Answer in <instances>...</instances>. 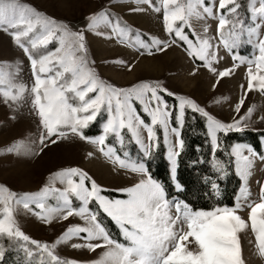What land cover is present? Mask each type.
<instances>
[{"label": "snow or ice", "instance_id": "1", "mask_svg": "<svg viewBox=\"0 0 264 264\" xmlns=\"http://www.w3.org/2000/svg\"><path fill=\"white\" fill-rule=\"evenodd\" d=\"M142 2L148 3L156 12H162L163 31L168 37H150L151 43L140 41L137 37L139 47L148 54L153 48L156 52H163L172 45H182L189 57L217 73L218 81L231 75L237 61L246 63L247 90L259 89L264 93V34L261 33L264 28V0H249L247 3V10L251 14L250 26L244 23L238 0H210L207 4L204 0H188L187 3L162 0L160 5L153 4V0ZM138 10L141 9H132ZM205 14L218 20V44L231 52L246 34L248 43L258 50V54L254 52L251 58L233 55L234 63L230 68L218 70L213 67V61L219 59L217 46L207 36L202 38L195 33L190 22V17ZM88 21V28L105 22L112 26L113 34L119 33L121 40L126 37L125 29L111 24L107 12L91 13ZM226 26H230L228 36ZM0 30L11 36L29 61L32 77L30 88L24 83H12L9 73L0 68V95L5 102H15L26 90L30 92L32 108L41 126L40 146L35 154L38 155L48 145L54 146L74 136L98 145L99 151L120 168L140 176L136 183L117 189L126 194V198L103 195L105 189L76 166L50 172L46 182L33 192L17 193L7 185L0 184V257L4 252L2 240L6 237L10 244L13 240L24 241L20 247L29 258L33 257L34 252L38 253L39 264H81L71 259L63 260L55 254L54 249L61 239L66 241L83 233L86 243L74 247H86L89 251L104 249L98 258L86 264H244L238 233L248 226L249 221L259 253L264 256V183L259 186V202H248L250 211L245 220L238 214L244 207L242 196L246 198L249 195L243 183L232 206L193 209L184 201H170L167 198L163 185L149 174L144 159L150 157L158 144L155 130L158 125L163 132L175 182L176 158L184 145L180 128L187 108L206 118L213 167L224 175L226 166L215 156L221 146L217 133L242 131L247 125L241 122L250 117L253 111L251 106L239 119L223 122L191 98L172 93L159 82L138 81L127 87L107 82L92 66L94 61L89 58L82 31H73L65 23L57 22L55 18L21 4L19 0H0ZM204 30L207 32V26ZM52 44L55 47H49ZM115 62L129 69L132 67V64L122 60ZM164 93L175 96L177 103L170 106ZM242 104L243 98L236 104L237 112ZM173 110L177 126L171 125ZM140 112L146 114L150 122H146ZM98 114H106L101 133L97 136L85 135L84 129L97 119ZM122 129H126L139 146L142 158H133L127 151L121 157L114 146L106 144L107 137L114 134L123 150ZM142 129L147 132V142L141 134ZM170 134L175 135L174 143L169 138ZM230 147L231 151L225 154L234 158L231 162L243 182L254 158L258 157L264 162V153H257L251 145L244 143H233ZM245 150L247 155L244 154ZM57 181L64 186L56 188ZM175 186L181 188L178 183ZM211 187L219 196L218 185L214 181ZM50 196L56 199V206L45 205V199ZM71 197L78 201V207L72 205ZM90 202L96 205L95 210L89 207ZM31 203L40 209L34 214L45 223L53 219L54 214L60 215L61 219L76 215L83 220V226L70 225L52 244L32 239L18 227L14 218L15 206L22 205L25 210L33 211L29 208ZM101 213L118 226L124 242L111 237L99 219ZM28 243L33 247L29 248Z\"/></svg>", "mask_w": 264, "mask_h": 264}, {"label": "rangeland", "instance_id": "2", "mask_svg": "<svg viewBox=\"0 0 264 264\" xmlns=\"http://www.w3.org/2000/svg\"><path fill=\"white\" fill-rule=\"evenodd\" d=\"M208 1L210 2V0ZM19 2L55 18L57 22L65 23L73 31H82L89 58L94 61L92 66L100 78L105 81L118 87H127L138 81L159 82L170 92L191 98L205 111L223 122L239 119L251 106L253 111L250 117H246L241 122L247 125L242 131H264V93L259 89L247 90L246 63L242 64L237 61V66L231 71V75L220 78L218 81L217 73L211 72L203 66L202 62L189 57L182 45H172L163 52H156L153 48L151 54L139 47L137 37L145 43H151L150 37L153 36L159 39L168 38L163 31L162 12L154 11V8L148 3H144L142 0H19ZM161 2L162 0H153L155 5H160ZM182 2L187 3L188 0H182ZM132 9L141 10L132 11ZM102 11L108 13L112 25H119V28L125 29L126 37L123 40L118 32L113 34L112 26L108 23L100 22L94 28L87 27L89 14ZM213 11L215 12V8ZM240 12L244 17V23L250 26V12L248 10ZM190 22L195 33L202 38L207 36L211 43L217 46L219 59L213 61V67L218 70L230 68L234 63L233 55L251 58L254 52L258 54V50L248 43L246 34L241 37L239 46L234 47L231 52L222 44H218L220 37L217 34L218 20L215 16L208 17L205 14L202 17H197L194 15L190 17ZM205 26H207V32L204 30ZM229 27L226 26V36H228L227 29ZM98 33L105 35L101 36ZM261 33L264 34V28L261 29ZM193 39L195 38L193 37ZM116 60L132 64L131 69L124 64L116 63ZM0 68L9 73L12 83H24L30 88L32 77L29 61L11 36L3 30H0ZM164 96L165 99L168 96L176 101L175 96H169L167 93H164ZM241 98H243V104L237 112L236 104ZM137 106L139 107L138 104ZM142 114L146 116L143 112ZM105 119L106 114H98L94 121L97 123L96 129L100 133L102 122ZM146 119H144L146 122H150L147 116ZM121 132L123 150H121V145L116 142L114 134L107 137L106 144L114 146L117 154L121 157H123L124 151H127L131 157L138 158L139 154H142L139 146L131 139L126 129H122ZM219 133L223 132H218L217 136ZM40 134L39 117L32 108L29 91L26 90L15 102L11 100L5 102L4 97L0 95V184L7 185L17 193L33 192L39 190L46 182L50 172L63 167L76 166L87 172L97 184L105 189L103 195L110 198H126V194L118 192L117 189L130 186L140 178L139 174L130 173L120 168L111 159L104 156L99 151L98 145H93L74 136L57 142L54 146L48 145L37 155L35 152L40 146ZM141 134L147 142L146 130L142 129ZM169 138L172 143L175 142L174 134H170ZM260 145V152L252 148L257 153H264V136L260 137ZM90 152L91 156L88 155ZM244 154H248L247 150L244 151ZM168 163L172 175V165L169 160ZM176 167L175 165V176ZM248 173L242 183L249 195L246 198L242 196L244 207L238 211V214L245 220H247L250 211L248 202H259V186L260 183H264V162L258 157L254 158ZM63 186L59 181L55 183L56 188ZM167 198L170 201H182L177 196H167ZM71 201L74 207L79 206L74 197H71ZM44 202L46 206L57 205L56 199L51 196L47 197ZM89 207L93 210L96 209V205L91 202ZM29 208L33 211L25 210L22 205L15 206L14 218L18 227L26 235L41 242L52 244L62 236V233L70 225L80 224L83 226L84 223L76 215L61 219L57 214H54L53 219L45 223L43 219L34 214V211H40L35 203H31ZM172 212L174 214V207ZM100 216L107 227L103 225L109 233H112H110L111 237L114 235L116 240L124 242L119 234L118 226L103 213ZM83 235L81 233L80 236H72L66 241L61 239L56 244L55 254L63 260L71 259L79 261L81 264L98 258L104 250L103 248L89 251L86 247H74V245L86 243L83 240ZM238 237L244 264H264V256L259 253L250 221L248 226L238 233ZM7 240L6 237L2 240L4 252L0 261L4 258L7 250L14 253L18 246L11 245ZM19 241L21 244L25 243L22 240ZM28 247L32 248L33 246L28 243ZM16 249L23 255L25 263L39 264L38 253L34 252L33 257L29 258L20 245Z\"/></svg>", "mask_w": 264, "mask_h": 264}, {"label": "trees", "instance_id": "3", "mask_svg": "<svg viewBox=\"0 0 264 264\" xmlns=\"http://www.w3.org/2000/svg\"><path fill=\"white\" fill-rule=\"evenodd\" d=\"M238 2L242 6L240 11L247 12L248 0H238ZM204 3L207 4L209 1L204 0ZM54 46L55 44H52L49 47ZM166 100L170 105H175L176 103L175 100L168 96H166ZM137 109L140 111L139 107ZM140 115L147 120L142 112H140ZM171 123L173 126H177L175 110H173L171 115ZM96 127L97 123L94 122L90 127L84 129L85 135H98L100 131ZM155 130L158 144L151 152L150 157L144 158L149 174L153 179L163 185L168 197L177 196L193 209L206 210L217 205L232 206L235 203V197L237 196L242 181L236 174L235 166L231 162L234 158L225 154L231 151L230 146L233 143H245L260 152V137L264 136V131L252 130L219 133L218 139L221 146L217 149L215 156L218 160L223 161L226 166L224 175H221L213 167L211 141L207 135L205 117L199 112L186 108L184 123L180 128V136L184 145L176 159L175 182L181 185V188L177 189L166 158V147L163 142L162 131L158 125L155 126ZM142 157L143 155L140 153L138 158ZM213 181L218 185L219 196L215 194L211 187ZM99 219L104 224L101 216H99ZM104 225L107 227L106 224ZM113 238L115 239V237ZM14 244L19 246L21 242L19 240H13L11 245ZM16 248L14 253H10L7 250L0 264H27L25 263L23 255Z\"/></svg>", "mask_w": 264, "mask_h": 264}]
</instances>
